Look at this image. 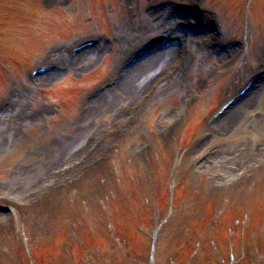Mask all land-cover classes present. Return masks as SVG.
Wrapping results in <instances>:
<instances>
[{
    "label": "rangeland",
    "instance_id": "obj_1",
    "mask_svg": "<svg viewBox=\"0 0 264 264\" xmlns=\"http://www.w3.org/2000/svg\"><path fill=\"white\" fill-rule=\"evenodd\" d=\"M258 73L264 0H0V264H264V80L209 123Z\"/></svg>",
    "mask_w": 264,
    "mask_h": 264
},
{
    "label": "bare ground",
    "instance_id": "obj_2",
    "mask_svg": "<svg viewBox=\"0 0 264 264\" xmlns=\"http://www.w3.org/2000/svg\"><path fill=\"white\" fill-rule=\"evenodd\" d=\"M85 53H87V52H84L83 54H85ZM83 54H81V55H83ZM174 57H176V55H174L173 50H169L168 52L160 54V56L153 55L152 57L148 58L146 61L142 62V63H146L147 61H149L151 59H153L152 61H154L157 58L153 62L152 65H150L148 67H143L142 68L143 70H141L138 75L136 74L134 79H131V81L127 84L126 89L121 91L118 94L119 96L118 95L116 96V99L117 98L118 99L119 98L120 99L125 98L126 100L129 99L127 102L134 100L136 98V96L134 97V95H136L140 89L144 88L145 85L148 86L149 82L156 80V78L160 74H162L163 71H165L167 68L170 67L169 66L170 61H175V60H172ZM134 69H135V67L132 68L131 71L127 70L128 72L126 71V74H125L123 79L126 80L128 78V76L134 71ZM166 74H163L162 76H164ZM119 91H120V89H119ZM149 91H151V90H149ZM149 93L150 92H148V94ZM146 95H147V93H146ZM130 97H131V100H130ZM132 107H133V105L131 106V108ZM12 201H14V200H12Z\"/></svg>",
    "mask_w": 264,
    "mask_h": 264
}]
</instances>
